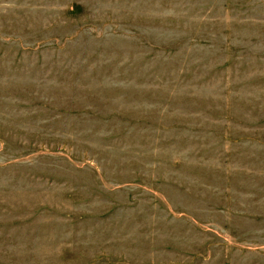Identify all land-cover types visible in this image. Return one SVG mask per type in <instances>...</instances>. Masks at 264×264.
I'll list each match as a JSON object with an SVG mask.
<instances>
[{
    "label": "rangeland",
    "instance_id": "obj_1",
    "mask_svg": "<svg viewBox=\"0 0 264 264\" xmlns=\"http://www.w3.org/2000/svg\"><path fill=\"white\" fill-rule=\"evenodd\" d=\"M0 264H264V0H0Z\"/></svg>",
    "mask_w": 264,
    "mask_h": 264
}]
</instances>
